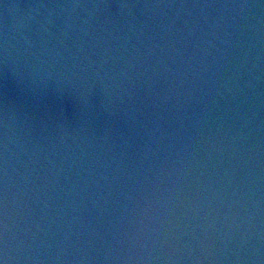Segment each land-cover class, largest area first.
<instances>
[{"label": "water", "instance_id": "obj_1", "mask_svg": "<svg viewBox=\"0 0 264 264\" xmlns=\"http://www.w3.org/2000/svg\"><path fill=\"white\" fill-rule=\"evenodd\" d=\"M0 264H264V0H0Z\"/></svg>", "mask_w": 264, "mask_h": 264}]
</instances>
